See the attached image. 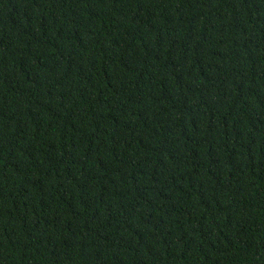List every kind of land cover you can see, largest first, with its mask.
<instances>
[{
    "label": "trees",
    "instance_id": "obj_1",
    "mask_svg": "<svg viewBox=\"0 0 264 264\" xmlns=\"http://www.w3.org/2000/svg\"><path fill=\"white\" fill-rule=\"evenodd\" d=\"M0 264H264V0H0Z\"/></svg>",
    "mask_w": 264,
    "mask_h": 264
}]
</instances>
